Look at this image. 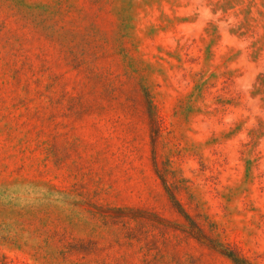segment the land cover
<instances>
[{
    "label": "rangeland",
    "instance_id": "1",
    "mask_svg": "<svg viewBox=\"0 0 264 264\" xmlns=\"http://www.w3.org/2000/svg\"><path fill=\"white\" fill-rule=\"evenodd\" d=\"M221 245L264 264V0H0V264Z\"/></svg>",
    "mask_w": 264,
    "mask_h": 264
},
{
    "label": "trees",
    "instance_id": "2",
    "mask_svg": "<svg viewBox=\"0 0 264 264\" xmlns=\"http://www.w3.org/2000/svg\"><path fill=\"white\" fill-rule=\"evenodd\" d=\"M26 206V205H25ZM15 215H18L20 216L21 213L20 212H17L15 211L14 212ZM184 213V212H182ZM219 247V251L227 256L228 258H230L235 264H250L248 262V260H246L244 257L240 256L235 250L229 248L228 246L224 247V246H218Z\"/></svg>",
    "mask_w": 264,
    "mask_h": 264
}]
</instances>
